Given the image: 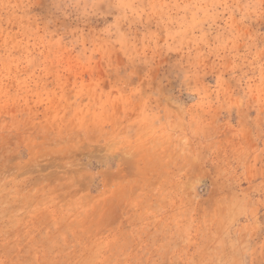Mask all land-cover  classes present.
Wrapping results in <instances>:
<instances>
[{
  "label": "rangeland",
  "instance_id": "1",
  "mask_svg": "<svg viewBox=\"0 0 264 264\" xmlns=\"http://www.w3.org/2000/svg\"><path fill=\"white\" fill-rule=\"evenodd\" d=\"M0 264H264V0H0Z\"/></svg>",
  "mask_w": 264,
  "mask_h": 264
}]
</instances>
